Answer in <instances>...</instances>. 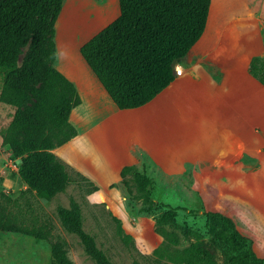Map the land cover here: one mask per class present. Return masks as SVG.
I'll return each mask as SVG.
<instances>
[{
  "label": "trees",
  "instance_id": "trees-1",
  "mask_svg": "<svg viewBox=\"0 0 264 264\" xmlns=\"http://www.w3.org/2000/svg\"><path fill=\"white\" fill-rule=\"evenodd\" d=\"M215 1L118 0V16L84 42L80 54L118 108L141 106L173 81V62L200 39L210 7V19H216L220 0ZM62 5L63 0H0V102L15 107L2 140L11 159L20 161L17 173L26 191L47 200L70 183L66 164L52 150L76 135L69 114L80 103L73 83L54 66L55 22ZM248 69L264 85V55L252 57ZM129 176L137 193H133ZM120 182L131 199L147 202L140 211L147 213L164 204L153 198L152 178L137 165L123 166ZM16 207L17 199L0 191V231L49 240L50 264H74L64 242L52 239L47 224L36 225L34 217L29 218L18 207L14 211ZM179 209L182 207L169 206L161 211L157 223L174 220ZM57 214L96 264H114L83 229L81 208L75 199L71 198L67 207L57 206ZM203 214L210 237L205 239L200 232L184 228L183 233L192 234L194 241L173 249L171 264H264V258L256 255L250 238L237 229L232 218L215 211ZM169 236L170 242L178 243L175 233ZM158 251L159 247L154 249Z\"/></svg>",
  "mask_w": 264,
  "mask_h": 264
},
{
  "label": "crops",
  "instance_id": "crops-1",
  "mask_svg": "<svg viewBox=\"0 0 264 264\" xmlns=\"http://www.w3.org/2000/svg\"><path fill=\"white\" fill-rule=\"evenodd\" d=\"M107 8L98 14L102 19ZM60 18L61 12L56 22ZM210 18L209 11L200 39L173 62L174 73H181L133 108L115 105L81 56V45L56 42L54 66L73 83L80 103L69 114L76 135L52 151L66 169L101 190L111 184L122 190L121 168L142 165L153 186L158 179L165 190L197 195L202 210L229 216L238 229L235 211L243 205L234 200L245 194L227 196V182L247 188L241 183L247 177H261L258 189L264 191V85L248 69L252 57L264 55V45L243 44L238 20L253 18L257 26L264 16L246 11L219 25ZM138 152L147 155L150 167ZM17 161L12 159L16 172Z\"/></svg>",
  "mask_w": 264,
  "mask_h": 264
},
{
  "label": "rangeland",
  "instance_id": "rangeland-1",
  "mask_svg": "<svg viewBox=\"0 0 264 264\" xmlns=\"http://www.w3.org/2000/svg\"><path fill=\"white\" fill-rule=\"evenodd\" d=\"M212 4L213 2L211 6ZM106 5V16L102 19L98 14ZM219 8L218 15L213 20L216 25L233 14L246 11L264 16V0H220ZM118 14V0H63L61 18L55 23V43L69 41L70 45H82ZM238 29L239 39L243 44L254 45L258 40L261 43L259 45H264V18L258 21L257 26L253 18L238 20ZM26 49H23L19 63ZM260 51L261 49H257L255 52L260 54ZM1 86L0 73V90ZM14 111L15 107L0 102V150L3 154L0 158V191L16 198L18 209L27 213L29 218L34 217L36 225L47 224L52 239L64 242L67 254L74 264L96 262L85 252L80 238L64 228L57 214V206H69L71 198L81 208L83 229L94 237L98 248L114 264H132L133 261L138 264H171L170 252L194 241L192 234L183 233L184 228L200 232L205 239L210 237L205 227V210L199 206L197 195L192 196L181 189L165 190L158 179L154 180L152 194L164 204L155 206L147 213L139 210L147 202L143 199H131L125 187L121 190L114 184L104 190H95L87 178L70 169H67L70 183L63 192L49 200L33 196L26 191L27 186L20 179L12 159L8 156V145L2 140V134ZM138 154L141 162L150 167L147 155L140 152ZM138 169L144 170L142 165ZM252 177L241 182L247 188L227 182L231 190V193L227 192V196L233 197L236 190L239 196L241 193L245 194L242 199L234 200L235 203L243 205L235 211L238 229L250 238L256 255L264 258V191L262 188L258 189L262 184L261 177ZM5 178L8 181L4 183ZM129 180L133 193H137V186L131 176ZM169 206H180L182 209L178 210L174 220L157 223L158 215ZM17 207L13 210L16 211ZM185 208L194 210V213ZM169 233H175L178 237L177 244L170 242ZM157 247L158 253L154 252ZM218 261H222L219 251ZM0 264H50V241L18 232L0 231Z\"/></svg>",
  "mask_w": 264,
  "mask_h": 264
},
{
  "label": "built area",
  "instance_id": "built-area-1",
  "mask_svg": "<svg viewBox=\"0 0 264 264\" xmlns=\"http://www.w3.org/2000/svg\"><path fill=\"white\" fill-rule=\"evenodd\" d=\"M175 73L176 74H180L181 73V70H178L177 68H175Z\"/></svg>",
  "mask_w": 264,
  "mask_h": 264
}]
</instances>
